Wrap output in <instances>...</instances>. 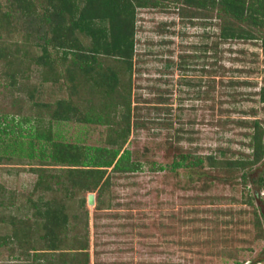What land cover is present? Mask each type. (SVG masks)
<instances>
[{
	"label": "rangeland",
	"instance_id": "obj_1",
	"mask_svg": "<svg viewBox=\"0 0 264 264\" xmlns=\"http://www.w3.org/2000/svg\"><path fill=\"white\" fill-rule=\"evenodd\" d=\"M185 19L172 5L166 9L139 8L137 12L138 53L134 57L132 96L133 101H138L132 118L137 125L133 124L123 147L131 151L133 159L141 161L139 171L115 174L108 168L112 194L106 197L110 205L101 209L95 208L96 191L74 197H66L61 191L48 192L68 204L70 216L82 214L80 199L86 196L90 264H264V183H260L264 164L248 169L247 180L242 171H222L225 167L171 166L179 146L197 148L201 155L215 153L218 158L223 157L219 148L225 150L224 157L232 159H245L243 154L252 152L248 145L253 132L251 123L258 119L264 124V103L258 95L264 85V49L261 42L223 41L222 62L231 68L225 80H236L224 86L218 72L212 71L219 65L212 57L214 49L205 48L217 40V27L210 25L213 20L189 26V19ZM163 26L165 31L161 30ZM182 61L190 70L179 67ZM2 68L6 69L1 62L0 112H6L12 109L10 100L15 96V87L7 75H1ZM41 77L36 70L23 83L27 87L34 85L35 91L21 112L32 118L43 117L42 126H49L51 121L54 132L62 131L69 141L109 145L107 126L76 119L53 120L55 101L73 97L67 82H45ZM183 79L193 84H185ZM200 79L208 84L202 88L210 89L208 97L202 99L192 97L200 89L194 85ZM23 93L28 98L26 92L20 94ZM161 93L163 99L159 100ZM46 101L52 103L49 109L37 104ZM32 164L0 161V186H16L20 192L32 188L38 176L30 167L39 165ZM21 166L25 169L9 175V169ZM90 193L94 194V204L88 202ZM24 199L25 196L18 200L21 206L28 205L27 211L29 204ZM12 210L18 211L16 206ZM4 213L8 215L10 211ZM13 230L6 221H0V236L14 238ZM18 248L14 239L0 243V264H26L12 257V253H19ZM74 250L78 249L69 252Z\"/></svg>",
	"mask_w": 264,
	"mask_h": 264
},
{
	"label": "trees",
	"instance_id": "obj_2",
	"mask_svg": "<svg viewBox=\"0 0 264 264\" xmlns=\"http://www.w3.org/2000/svg\"><path fill=\"white\" fill-rule=\"evenodd\" d=\"M171 5L182 18L186 16L185 21L189 19V26L213 20L210 25L217 27V40L205 48L214 49L212 57H216L214 61L219 65L212 71L218 72L224 86L236 80H225L231 68L222 62L223 41L261 42L264 49V0H0V63L7 69L2 68L1 75H7L10 85L15 87V96L10 100L12 109L0 112V161L11 165L39 164L30 167L38 176L32 188L20 192L16 186H0V214L10 211L8 215H0V221H6L14 229V238L0 236V243L18 241L19 253L11 252L15 260L23 259L26 264H90L86 196L80 199L82 214L70 216L68 204L48 192L61 191L66 197H74L96 191L95 208L101 209L110 205L106 197L112 194V175L107 174V169L111 167L113 173L127 175L142 167L141 161L133 159L131 151L123 147L133 124L137 125L132 123L133 111L138 106L132 97L134 57L138 53L137 12L139 8L166 9ZM161 30L166 29L163 26ZM166 61L169 66L170 58ZM184 64L182 61L179 67L190 70ZM36 70L45 82L69 84L73 98L57 99L52 119H76L107 126L109 145L69 141L62 131L54 132L51 121L49 126H42L43 117L32 118L21 112L35 91L34 85L27 87L23 83ZM183 80L185 84H193L190 79ZM205 83L201 79L194 83L200 89L192 97H208L210 89L202 88L208 86ZM258 95L264 103V85ZM158 99H163L162 93ZM37 104L49 109L52 103ZM243 123L247 126L248 122ZM251 127L248 145L252 152L243 154L247 158L224 157L226 152L221 148L218 150L223 157L218 158L215 153L201 155L197 148L179 146L172 168L225 167L222 171H242L247 180L248 169L264 164V124L256 119ZM19 169L25 167L11 168L8 173L17 174ZM153 169L160 168L153 166ZM262 172L264 176V168ZM260 183H264V177ZM24 196L29 204L27 211L28 205L21 206L18 200ZM13 206L18 210L16 213ZM59 249L63 250L53 252ZM69 249L78 250L73 253Z\"/></svg>",
	"mask_w": 264,
	"mask_h": 264
},
{
	"label": "water",
	"instance_id": "obj_3",
	"mask_svg": "<svg viewBox=\"0 0 264 264\" xmlns=\"http://www.w3.org/2000/svg\"><path fill=\"white\" fill-rule=\"evenodd\" d=\"M88 202L90 204H94L95 203V197H94V194L93 193H90L89 196H88Z\"/></svg>",
	"mask_w": 264,
	"mask_h": 264
}]
</instances>
